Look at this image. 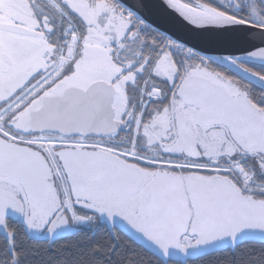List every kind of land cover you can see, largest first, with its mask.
<instances>
[{
  "label": "snow or ice",
  "instance_id": "snow-or-ice-1",
  "mask_svg": "<svg viewBox=\"0 0 264 264\" xmlns=\"http://www.w3.org/2000/svg\"><path fill=\"white\" fill-rule=\"evenodd\" d=\"M168 5L222 44L264 34V0ZM210 51L125 0H0V264L101 229L45 264H135L120 236L156 264L264 244V47Z\"/></svg>",
  "mask_w": 264,
  "mask_h": 264
},
{
  "label": "water",
  "instance_id": "water-1",
  "mask_svg": "<svg viewBox=\"0 0 264 264\" xmlns=\"http://www.w3.org/2000/svg\"><path fill=\"white\" fill-rule=\"evenodd\" d=\"M125 2L138 11L156 29L161 30L162 33L170 34L175 41L210 49L212 55H220L224 52L240 55L241 51L250 52L264 47V34L259 32L238 33L227 44L220 43L213 33H197L183 12L169 6L168 0H125ZM177 2L194 6L201 0H177ZM48 242L52 243V241Z\"/></svg>",
  "mask_w": 264,
  "mask_h": 264
},
{
  "label": "trees",
  "instance_id": "trees-1",
  "mask_svg": "<svg viewBox=\"0 0 264 264\" xmlns=\"http://www.w3.org/2000/svg\"><path fill=\"white\" fill-rule=\"evenodd\" d=\"M18 239H23L18 236ZM88 240L90 243L105 242L109 240V234L101 229L94 237L90 233L68 236L65 239H57L53 243L43 240H25V245L29 249L37 248L40 250V257L32 260L31 264H45V261L51 256L62 254L67 255L68 251L79 241ZM118 249L114 254L116 257H129L135 259V264H156L155 258L150 252L144 251L136 244H133L125 236L118 239ZM3 244V238L0 237V245ZM46 249L50 251L45 252ZM55 264V262H53ZM189 264H264V244L257 242H245L235 250L226 249L223 251L213 252L208 255L194 258Z\"/></svg>",
  "mask_w": 264,
  "mask_h": 264
},
{
  "label": "flooded vegetation",
  "instance_id": "flooded-vegetation-1",
  "mask_svg": "<svg viewBox=\"0 0 264 264\" xmlns=\"http://www.w3.org/2000/svg\"><path fill=\"white\" fill-rule=\"evenodd\" d=\"M149 38H151V37H149ZM250 67H251V65H249ZM254 70H258V69H254ZM249 242H257V243H260V242H258V241H249ZM232 250V249H231Z\"/></svg>",
  "mask_w": 264,
  "mask_h": 264
}]
</instances>
